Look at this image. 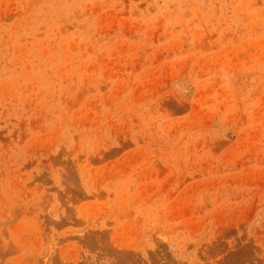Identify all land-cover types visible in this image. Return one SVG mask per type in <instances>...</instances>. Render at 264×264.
<instances>
[{"label":"rangeland","instance_id":"rangeland-1","mask_svg":"<svg viewBox=\"0 0 264 264\" xmlns=\"http://www.w3.org/2000/svg\"><path fill=\"white\" fill-rule=\"evenodd\" d=\"M0 264H264V0H0Z\"/></svg>","mask_w":264,"mask_h":264}]
</instances>
